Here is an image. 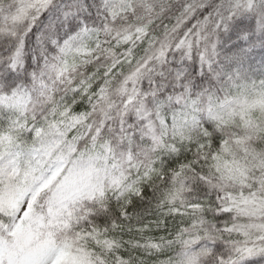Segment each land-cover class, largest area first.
<instances>
[{"label":"snow or ice","instance_id":"obj_1","mask_svg":"<svg viewBox=\"0 0 264 264\" xmlns=\"http://www.w3.org/2000/svg\"><path fill=\"white\" fill-rule=\"evenodd\" d=\"M0 264H264V0H0Z\"/></svg>","mask_w":264,"mask_h":264}]
</instances>
